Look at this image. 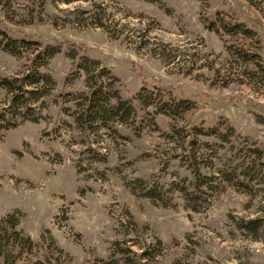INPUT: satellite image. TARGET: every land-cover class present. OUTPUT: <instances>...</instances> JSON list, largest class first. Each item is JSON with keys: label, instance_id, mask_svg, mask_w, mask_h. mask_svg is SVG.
I'll return each instance as SVG.
<instances>
[{"label": "rangeland", "instance_id": "obj_1", "mask_svg": "<svg viewBox=\"0 0 264 264\" xmlns=\"http://www.w3.org/2000/svg\"><path fill=\"white\" fill-rule=\"evenodd\" d=\"M229 11L256 34L223 30ZM0 29L61 47L41 68L54 82L39 85L36 120L16 113L15 127L0 126V221L13 214L20 232L0 222V264H126L127 247L142 252L140 264H264V232L239 228L264 217V0H0ZM29 52L0 49V75L24 71ZM81 55L108 70L103 89L131 100L135 122L76 125L90 75ZM154 83L194 106L140 107L137 91L159 93ZM228 127L232 151L221 139ZM194 152L216 175L196 211L170 187L189 175L183 161ZM156 177L173 189L166 206L131 189Z\"/></svg>", "mask_w": 264, "mask_h": 264}, {"label": "trees", "instance_id": "obj_2", "mask_svg": "<svg viewBox=\"0 0 264 264\" xmlns=\"http://www.w3.org/2000/svg\"><path fill=\"white\" fill-rule=\"evenodd\" d=\"M227 14L230 17V19H228L230 25L226 24L227 27L222 26L223 30L233 33L242 31V33L246 35L256 34V31L247 27L243 21L242 23L239 22V19L236 18L234 13L229 11ZM209 20L210 23L215 24L217 22L216 14H213ZM101 26H103L102 23ZM34 44L38 46L32 49V45ZM0 49L16 57H21L24 52L30 51L24 71L12 75H0V92L3 98V104L0 107V126L4 129H8L16 126L14 119L16 113L20 114V118L28 116L27 114L30 113L33 118L32 120H36L37 111L33 103L42 96H45L46 92L42 89L41 84H45V82L51 84L54 82L49 75L41 71V68L48 65L51 58L60 52L61 47L57 44H41L36 40L12 37L0 29ZM67 54L71 59H75L77 56L76 49L73 47L70 48ZM96 63L94 59H90L86 57V55H81L77 63L82 66L86 72L89 71L90 75L83 78L87 90L84 93L76 95L77 98L75 102L76 105L79 106L80 112L77 114L71 113L76 125H78L79 128L90 129L94 122L103 126H108L112 123L124 125L132 124L136 120L134 105L129 98L121 97L118 91L115 92L114 90V93L110 95L103 89L100 76L106 73L108 74V70L105 67H98ZM89 64H95V66L92 67L93 71L88 67ZM262 69H264L263 66ZM80 78H82L80 75L74 77L75 80ZM153 86L159 93H155L154 95L152 92L145 93V86L140 87L137 91L136 96L140 107L144 108L154 105L159 112L165 113L169 109L173 114L179 115L195 104L194 100L188 98H171V90L168 89L167 86H158L155 83ZM161 91L163 93L161 96H158ZM179 130L180 129H176V132H179ZM233 130L232 127H228L221 135V139L228 145L227 149L230 151H232L234 146L233 142L229 139V136H231L230 134L234 132ZM203 132L207 134L209 129L203 130ZM181 138L189 147L191 144H195L192 127L183 128V135H181ZM255 150L259 153L261 152L259 149ZM183 162L184 168L189 171V175H178V181L174 183V186L170 187L180 193L184 202V207L196 211L207 204L205 198L208 191L214 188L211 182H213L216 175H207L206 172L201 170L205 165H203L200 156L195 152L189 155L187 159H184ZM241 164L242 162L236 163L234 169H238V176H242V174L247 176V172H249L247 169L250 168V166L246 165L242 167ZM222 176L228 181L232 179L233 173L225 172L222 173ZM159 178L160 177H156L155 179L136 178V181L130 186L132 191L138 196L149 198L154 204L166 206L167 202L165 198L168 197L167 192L173 189L166 187ZM14 219L13 214H8L3 217L0 222L9 223L13 233L20 235V232L15 229L17 219ZM239 228L254 234V236L257 233H262L264 232V217L244 221L241 220ZM25 239L28 240L26 237ZM2 252L3 251H0V256L4 255ZM142 255V252H137L127 247L122 251L121 260L126 264H140L139 259ZM118 262L117 258L113 259V264H118Z\"/></svg>", "mask_w": 264, "mask_h": 264}]
</instances>
